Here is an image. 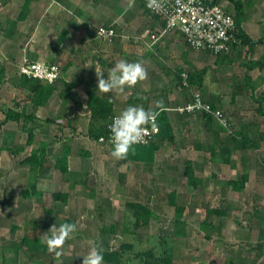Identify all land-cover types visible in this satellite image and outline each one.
I'll list each match as a JSON object with an SVG mask.
<instances>
[{
	"label": "rangeland",
	"instance_id": "1",
	"mask_svg": "<svg viewBox=\"0 0 264 264\" xmlns=\"http://www.w3.org/2000/svg\"><path fill=\"white\" fill-rule=\"evenodd\" d=\"M145 11L139 0H0V124H3L4 115L11 109L19 114L21 112L26 115L37 113L36 108L31 105L30 93L26 88L31 82H26V86L23 84L22 78L25 77L20 76L19 68L25 62H40L55 65L59 69V78L53 84L39 82L42 85H53L54 92H59L58 96L61 95L59 97L62 100V108L59 104L60 113L57 114L58 117H54L38 109L35 122L21 120L15 123L26 125L27 135L30 130H33V125H38L37 130L40 131L34 130V132L39 133L44 131L43 128H48V122L52 120L53 123L54 121L59 122L58 125H65L69 116L65 109L68 104H65V101L67 102L68 99L71 101V93L78 89L79 84H83L86 75L84 61L91 63L93 59L98 58L97 52H92L94 53L92 54L89 51L93 48L97 50L100 39L103 41L101 47L103 45L115 46L118 49L113 53L105 52L104 56L129 59L132 55L131 46H137L136 37L141 34L145 35L142 25L146 19L150 21L152 19L146 17ZM21 16L25 17L23 21L20 20ZM107 25H110L109 29L116 34L113 41L95 39L97 30ZM63 31L66 32V36L60 44H57ZM69 37H71L70 40ZM179 42L182 50L186 51V57L191 60H188V65L177 64L178 68L170 66L168 64L170 61L166 56L157 55L158 50L156 49L151 52L145 49L138 50L140 54L138 56L144 57L143 59L149 58L158 71L156 75L154 74V79L149 82V100L147 99L146 103L151 106L145 108L146 110L160 111L156 107V102L163 101L164 109L172 116L196 115L199 113H181L177 109L187 103L194 92H200L206 102L222 113L228 125L225 112L209 100L211 95L219 97L220 93L225 91L226 86H229V90L230 88L235 89L236 92L245 91L246 94L242 99L240 98V101H243L242 105L247 110L257 106L256 103L260 102L264 92V76H260V79L255 81V89L262 92L259 98H254L252 83L249 89L253 94H250L248 86H245L251 82V78H249L250 81L246 78L249 77V73H261V69L264 70V68H252L255 62L264 59L263 48H260L263 45L258 44L257 48L243 46L246 50H240V46L236 49L238 53L223 63L226 68L222 70L221 67L218 71V68L215 69V66H212L216 61L215 56L208 53L200 54L190 49L183 38ZM134 56L137 57V55ZM192 60L193 62H190ZM171 67L176 69L175 73L165 74ZM204 68L208 72L204 76L210 87L205 86V90L202 86L197 88L198 85L193 84L185 91L179 88V74L191 75L196 81ZM221 74L223 76L221 82H216L220 87L218 89L215 86L212 87L215 84L214 79L217 81V75ZM169 78H173L172 83L169 82ZM217 92L220 93L217 94ZM14 107L17 109L15 110ZM231 111L234 112V108ZM199 115L205 117L207 125H217L208 120L209 115ZM11 127L16 132L19 131L16 124ZM221 127L224 126L221 125ZM178 131L177 126L174 125L173 132L179 139L181 133L178 134ZM156 138L151 143H156ZM23 141L24 138L19 137V143ZM10 143H14L11 147L15 149L18 140ZM96 145L99 144L96 143ZM160 145L163 149L156 151L153 163L149 165L138 163L133 166L126 163L122 168H118L125 172L127 171L125 167H128L134 172L137 167V175L129 173L123 174L121 179L118 178L121 172L116 170L118 167L116 164L119 161L109 154L107 157L110 158V162L103 165L104 169L109 171V175L106 171V180L101 181L100 179L97 185L91 186V189L95 188L94 192L80 193L77 195L79 197L76 203H72V199L67 204H61L60 201L53 204L44 199L43 202L36 200L34 211L29 210L28 214L24 210L20 211L23 218L25 214L26 222L22 226L13 227L12 232L4 230L0 237L3 239L7 236L6 232L13 235L10 246L14 248L18 243L19 249H14L23 251L22 259L8 257L5 253L10 254V252L2 250L0 251V264H12L18 261L22 264H82L81 258L89 250V240H96L101 247L116 253L120 258L119 264H201L199 258L204 255L209 257L208 255L215 252L217 247H213L210 242L202 241L201 237H198L196 225L198 221H195L192 201L193 192L185 176V166L188 163L184 162L185 159H189L190 156L193 159L194 156L191 152H189L190 155H184V152L179 153L177 138L175 142L173 139L166 140ZM99 146L113 149V147ZM1 155L9 157L10 154L4 152ZM190 161L195 163L193 160ZM8 165L7 161L6 168ZM191 165L193 167V164ZM226 181L227 178L224 182ZM123 182L127 186L122 190L120 185H123ZM116 183H119L118 187ZM148 189L149 191H146ZM137 190L138 194L135 192ZM171 192L176 195L172 205L168 203V195ZM132 201L140 202L151 209L156 214L157 220L152 221L149 226H136L129 207L126 205ZM177 207L183 209L178 217H176ZM70 223H75L78 231L75 239L67 240L63 248L58 249L62 255L57 259L55 253L48 250L47 238L52 236L48 230L54 224L59 228L62 224ZM80 225L84 227L81 229ZM13 248L12 251H14ZM40 249L44 251L41 252ZM209 259V264H212Z\"/></svg>",
	"mask_w": 264,
	"mask_h": 264
},
{
	"label": "crops",
	"instance_id": "2",
	"mask_svg": "<svg viewBox=\"0 0 264 264\" xmlns=\"http://www.w3.org/2000/svg\"><path fill=\"white\" fill-rule=\"evenodd\" d=\"M205 1H216L226 12L234 14V6L228 0ZM240 1L243 12L240 27L243 33L253 41L264 38V0ZM145 12L146 17L152 19L151 21L146 19L142 25L145 35L141 34L136 37L137 46H131L132 55L129 59L104 56L105 52L113 53L118 49L115 46L103 45L101 47L103 41L100 39L97 50L93 48L94 50L89 51V53L97 52L98 58H92L91 63L84 61L86 75L85 79L82 78V80L84 79L83 84H79L78 89L71 93V101L69 99L67 102L65 101V104H68L65 109L69 115L65 125H58L59 122L54 121L55 123H53L52 120V122H48V128H43L44 131L40 132L41 134L37 132L40 131L37 130L38 125H33V130H30L27 135L26 125H22V123L5 121L4 118L3 124H0V235L4 230L12 232L13 227L22 226L26 222L25 214L23 218L19 212L24 210L28 214L29 210L34 211L36 200L43 202L44 199L53 204L60 201L61 204H67L72 199V203H76L79 197L77 195L94 192L95 188L91 189V186L97 185L100 179L101 181L106 180L107 170L103 165L110 162V158L107 156L113 149L96 145L95 139L89 134L92 119L90 110L87 108L88 88L92 90L91 87H93L96 96L104 98L108 102L111 99L109 104L114 117L130 105H143L144 108L151 106L146 103L149 100V82L154 79V74L156 75L158 71L148 57V59H143L144 57L138 56L140 55L139 49H145L148 52L154 49L158 50L157 55L166 56L170 61L168 64L176 68H178L177 64H189L188 60L191 59L186 57V51L182 50L179 40L183 37L178 33L161 36L156 42L151 40L150 36L157 35L163 24L148 11ZM107 26L110 27V25ZM244 47L255 48L256 45H244ZM237 48H240V45L229 55L215 56L216 61L212 66H215V69L218 68V71L221 67L222 70L225 69L226 66L223 63L238 53ZM260 48H263L264 51V45ZM242 49H244L243 45L240 50ZM144 55L146 54L144 53ZM121 60L129 63H141L147 73L146 79L139 82L140 85L137 83L134 87H126L122 94L114 92L101 94L96 89L95 69L103 70L106 79L107 70ZM175 70L171 67L165 74H173ZM261 70L264 72L263 69ZM262 72L249 73V77H246L247 79L251 78V82L245 87L248 86L249 89L252 83L254 94L251 89L248 91L254 95V98H259L262 93L255 89V81H258L260 76H264ZM205 73H208L207 69ZM222 77V74L217 75V81L214 79L215 84L212 87L215 86L218 89L220 87L218 83L221 82ZM229 77L231 79V75ZM172 79L169 78L170 83L173 82ZM206 80V76H203L201 84L195 83L194 85H198L197 88L202 86V89H205V86L210 87ZM81 86L82 88H80ZM230 90L229 86H226L225 91L217 92V94L220 93V100L219 97H212V95L209 99L216 107H221L225 112L229 122L225 128L221 127L217 121H214L217 125H207L205 117L199 114L175 117L168 113V118L173 130L175 125L177 131L179 130L178 134L181 133L178 139L176 133L173 132V142L177 138L178 150L181 151L179 153L184 152V155H190L189 152H191L194 156L193 159L190 156L184 162L189 164L190 160L195 161V163H191L193 167L189 164L193 170L195 186L187 184L193 192V200H191L194 204L195 221H198L196 223L198 237H201L202 241L210 242L213 247H217L215 252L208 255L209 257L201 256L200 263L209 264L208 259L210 258L212 264H264V97L256 103L257 106L247 110L242 105L243 101H240V98L242 99L246 94L245 91L236 92L231 88ZM58 94L59 92L53 94L45 106L38 107L35 111L38 113L37 110L40 109L45 114L58 117L59 104L60 107L62 106L61 95L59 97ZM22 108L25 109L23 106ZM232 108L235 113L231 111ZM37 113L34 112L35 117H38ZM14 124L18 126V132L11 127ZM34 130L37 131L34 132ZM25 136L27 137L25 138ZM19 137L24 138L23 143H19ZM16 139L18 145L13 149L11 146H14V143L10 142L16 141ZM162 149L161 145L158 150ZM4 152H8L9 157L1 155ZM32 155L34 158L30 159V162H26V159ZM65 156L64 161L63 157ZM7 161L9 162L8 168H6ZM117 161L119 163L116 164L118 166L116 170L122 168L126 163L131 166L141 163L129 160L128 155L125 159ZM188 164H186V168ZM62 165L66 167L67 172L60 171ZM118 170L121 172L118 174L120 179L124 176L123 174L134 173L137 175L138 172L137 167L134 172L128 167H125L126 173L121 169ZM108 173L109 171H107ZM226 178L227 181L224 182ZM118 184H115L116 187L119 186ZM120 186L123 190L127 185L123 182V185ZM135 192L139 193L138 190ZM6 235L3 239L0 237V251H8L10 254L14 252L13 255L9 253H5V255L22 259L23 251H15V249H19L18 243L14 247L15 249L10 246V240L14 236L9 232H6ZM20 238L24 239V237ZM25 243L27 244V242ZM12 264H22V262L18 261Z\"/></svg>",
	"mask_w": 264,
	"mask_h": 264
},
{
	"label": "built area",
	"instance_id": "3",
	"mask_svg": "<svg viewBox=\"0 0 264 264\" xmlns=\"http://www.w3.org/2000/svg\"><path fill=\"white\" fill-rule=\"evenodd\" d=\"M140 2L150 15L158 18L163 24L157 35L150 36L153 42L161 36L176 32L183 37L190 49L196 52H207L213 56L229 55L240 44L234 18L219 4L205 0H159L161 7L154 10L147 6V0H140ZM115 37L116 34L109 29V26L100 28L96 32V38H101L106 42H112ZM19 74L27 79L53 84L59 78V69L51 64L25 62L20 66ZM188 78V74H180V89L188 87ZM177 111L209 115L222 126L227 125L222 113L204 102L199 92H194L189 101ZM114 117L107 124L105 133L95 139L97 144L113 147L109 126ZM145 127L146 142L137 144L139 146L150 144L159 134L158 125V130L153 129L151 125Z\"/></svg>",
	"mask_w": 264,
	"mask_h": 264
},
{
	"label": "trees",
	"instance_id": "4",
	"mask_svg": "<svg viewBox=\"0 0 264 264\" xmlns=\"http://www.w3.org/2000/svg\"><path fill=\"white\" fill-rule=\"evenodd\" d=\"M140 1V0H139ZM230 1L233 6H234V14H231L229 12H225L230 14L236 23L237 27V35L240 40V46L245 45V46H252V45H264V38L259 39L257 41H253L249 39L242 31L240 24H241V16H242V3L240 0H228ZM214 4H218L216 1H213ZM25 19L24 16L20 17V20L23 21ZM66 36V32L63 31L61 34V37L58 39L57 44H60L64 37ZM185 42V41H184ZM186 44V43H185ZM238 47V46H237ZM210 54V53H208ZM252 68H264V59L259 60L253 64ZM205 68L204 71L198 75L197 80L195 81L194 78L189 75L188 78V87H191L195 83H199L198 85L201 84L202 77L205 74ZM23 84L26 86V82H31L28 83L26 86L28 92L30 93V102L34 108H38L41 106H45V104L48 102L50 97L55 91V88L53 85L45 84L42 85L38 80L34 81H28L25 78H22ZM181 79L179 78V84ZM92 90H89L87 92L88 96V101H87V108L90 110L91 113V119H92V127L90 129V136L94 139H97L99 136L103 135L106 131V126L109 123L110 119L113 117L111 114V106L109 102L101 97L96 96V92L94 91V88L91 87ZM183 91L187 90V88H183ZM201 94V93H200ZM202 97V95H201ZM261 97H264V92L262 93ZM203 99V98H202ZM204 101V100H203ZM206 102V101H204ZM208 103V102H206ZM209 104V103H208ZM211 105V104H210ZM213 108V106L211 105ZM215 109V108H214ZM160 114L157 117V125L159 128V134L157 135V142L156 143H150L145 146H139L135 145L133 150L129 151L128 154V159L135 161V162H141V163H146V164H151L154 161V155L156 151L159 149L164 141H171L173 139V127L171 126L170 120L168 118V112L167 110L159 111ZM5 121H12V122H19L21 120H24L25 122L29 121H36V117L33 114L26 115L25 113L21 112L15 113L12 110L7 111L6 115H4ZM209 121H215L212 119L210 116L207 117ZM102 125V127H99ZM30 136V135H29ZM34 158L32 155L30 158L26 159V162H30V159ZM66 156L63 157V160L65 161ZM59 165V164H58ZM63 167H60V171L63 173L67 172L66 167L62 165ZM185 176L188 179V183L191 186H195V178L193 175V170L191 167H187L185 171ZM175 193L171 192L168 195V200L169 204L174 203V198H175ZM127 207H129V211L131 212V216L135 220L136 226H149L152 221L157 220L156 214L149 208H147L144 204L140 202H130L126 204ZM183 209L181 208H176V217L181 215ZM177 220V219H176ZM103 250V255H104V264H119L120 258L119 256L114 253L109 251V249H106L102 247Z\"/></svg>",
	"mask_w": 264,
	"mask_h": 264
},
{
	"label": "clouds",
	"instance_id": "5",
	"mask_svg": "<svg viewBox=\"0 0 264 264\" xmlns=\"http://www.w3.org/2000/svg\"><path fill=\"white\" fill-rule=\"evenodd\" d=\"M147 6L154 10L161 7L159 0H147ZM95 73L96 89L101 94L113 92L122 94L126 87H134L147 77L146 70L141 63H129L125 60L115 63L114 66L108 69L106 79L103 70L95 69ZM109 103H111V99H109ZM156 107L160 111L165 110L163 101H157ZM159 114V111L146 110L143 105H130L121 110L109 126L113 145L112 157L117 160L125 159L135 145L146 142L144 139L146 135L145 126L151 125L153 129L158 130L156 120ZM79 227L82 229L84 226L80 225ZM77 231L78 226L75 223L62 224L59 228L54 224L48 230L52 233V236L47 238L49 252H54L57 259H59L62 252L58 249H62L67 240L75 239ZM88 245L87 254L81 258L82 264H104L101 245L96 240H89Z\"/></svg>",
	"mask_w": 264,
	"mask_h": 264
}]
</instances>
